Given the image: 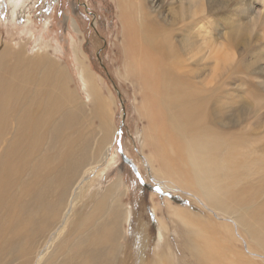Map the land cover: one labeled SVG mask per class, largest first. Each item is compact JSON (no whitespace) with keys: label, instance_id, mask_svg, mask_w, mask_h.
Segmentation results:
<instances>
[{"label":"bare ground","instance_id":"bare-ground-1","mask_svg":"<svg viewBox=\"0 0 264 264\" xmlns=\"http://www.w3.org/2000/svg\"><path fill=\"white\" fill-rule=\"evenodd\" d=\"M255 1L231 0L232 9L229 0H116L128 75L141 83L145 163L179 203L166 199L159 217L151 197L157 237L145 195L130 221L123 174L90 194L115 164L107 156L116 128L113 103L77 46L90 109L46 49L0 40V264H264V37L253 31ZM11 2L26 16L22 0ZM223 10L237 15L228 51H216L231 86L220 74L204 78L188 58L206 14L217 31Z\"/></svg>","mask_w":264,"mask_h":264},{"label":"rangeland","instance_id":"rangeland-1","mask_svg":"<svg viewBox=\"0 0 264 264\" xmlns=\"http://www.w3.org/2000/svg\"><path fill=\"white\" fill-rule=\"evenodd\" d=\"M22 1L25 3L22 13L26 16H19L18 13H15L11 0H0V40L6 41L13 47L17 44L15 48L20 46L21 43H27L29 53L46 49L50 58L57 61L68 71L71 79L73 78V88L77 90L81 101L90 109L93 106V100L85 92L82 84L74 49L77 46V51L81 54H79L80 59L85 61L88 69L95 75L96 84L99 91H102V96L104 95L106 101L110 100L113 103L111 113H114L111 118L116 128V136L114 135L107 160L114 158L116 161L111 170H108L106 176L98 180L99 185H94L95 188L90 191V194L94 192L93 194L99 197L107 186L123 174L124 187L126 186L125 189H127L124 200L126 207L131 211L130 221H134V224L139 201L144 195L151 214L150 217H156L154 208L157 204L161 208V211L157 212L158 215L161 212L168 211V208L163 206L166 199L171 198L172 202L175 201V204H179L173 193L166 194L161 188L162 186L152 180L151 177L154 172L145 163V157L151 155L152 150L142 146L143 133L141 131L147 125V121L141 119L138 113V108L142 105L139 90L141 83L133 82L128 75L132 70V66L130 67L131 59H128L125 54L123 46L124 33L119 16H117L119 11L116 0ZM183 1L192 2V0ZM231 3V0H229V5H227L233 9ZM254 5V15L259 17L253 22V31L255 36L262 38L264 37V0H257ZM223 12L222 21L217 27L220 30L219 32L217 29H215L217 31H214L211 14H206L205 22L197 27L198 30L196 31L199 35L195 36L196 45L193 54L188 58L190 59V67L194 70L198 68L197 70L204 78L213 79L216 78V74H220L226 78L223 85L231 86L234 85V81L229 78L231 72H226L221 58L222 54L228 51L226 50L227 36L231 29H235L234 24L237 23V15H234L230 10L228 12L223 10ZM209 17L210 19H208ZM28 18L30 21H28ZM255 38L253 37V42L257 41V38ZM42 43L47 44V48H44L41 45ZM216 51L217 53L219 51L221 58L217 56ZM234 52L237 55L236 59H238V53L242 52V48H239L238 51L234 50ZM263 54V52L261 55L259 53L260 56H263ZM259 63L264 65V58ZM185 71L187 70H179V72ZM254 76L257 77L255 74ZM256 122L258 125L260 124L259 121L256 120ZM257 124L254 125L257 127ZM92 125L97 133L99 122L94 121ZM154 168H159V165L155 164ZM151 197L156 199V205L151 201ZM188 203L187 201L181 204L189 207ZM152 217V225L156 230L154 237H157L156 222L154 223V217ZM129 233V238H136L134 229L131 228ZM153 243V246L151 245L150 250L147 251V262L152 261L156 254L155 245L157 246L158 240H154ZM138 244L137 250L141 248L140 241ZM172 249L176 251L177 244H174ZM138 252L140 253V251Z\"/></svg>","mask_w":264,"mask_h":264},{"label":"snow or ice","instance_id":"snow-or-ice-1","mask_svg":"<svg viewBox=\"0 0 264 264\" xmlns=\"http://www.w3.org/2000/svg\"><path fill=\"white\" fill-rule=\"evenodd\" d=\"M157 191H159V189H157Z\"/></svg>","mask_w":264,"mask_h":264}]
</instances>
